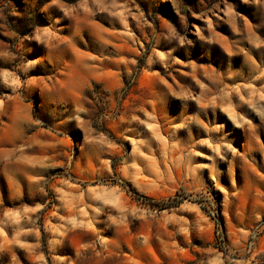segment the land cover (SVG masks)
Instances as JSON below:
<instances>
[{
    "label": "rangeland",
    "instance_id": "374dc122",
    "mask_svg": "<svg viewBox=\"0 0 264 264\" xmlns=\"http://www.w3.org/2000/svg\"><path fill=\"white\" fill-rule=\"evenodd\" d=\"M0 264H264V0H0Z\"/></svg>",
    "mask_w": 264,
    "mask_h": 264
},
{
    "label": "trees",
    "instance_id": "16d2710c",
    "mask_svg": "<svg viewBox=\"0 0 264 264\" xmlns=\"http://www.w3.org/2000/svg\"><path fill=\"white\" fill-rule=\"evenodd\" d=\"M139 196V195H138ZM142 198H144L145 200L149 201L150 203H156L155 201L153 200H150L149 198H145L144 196H141Z\"/></svg>",
    "mask_w": 264,
    "mask_h": 264
}]
</instances>
